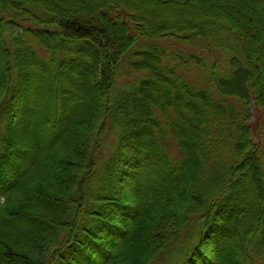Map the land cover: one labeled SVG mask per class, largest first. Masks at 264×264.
Listing matches in <instances>:
<instances>
[{
    "label": "trees",
    "instance_id": "1",
    "mask_svg": "<svg viewBox=\"0 0 264 264\" xmlns=\"http://www.w3.org/2000/svg\"><path fill=\"white\" fill-rule=\"evenodd\" d=\"M75 1L0 0V264H264L255 6Z\"/></svg>",
    "mask_w": 264,
    "mask_h": 264
},
{
    "label": "rangeland",
    "instance_id": "2",
    "mask_svg": "<svg viewBox=\"0 0 264 264\" xmlns=\"http://www.w3.org/2000/svg\"><path fill=\"white\" fill-rule=\"evenodd\" d=\"M56 1H58V0H56ZM66 1L68 2V5L65 4L64 7H70L69 5L73 4L76 7H81L82 6L83 9H81V10H86V9L89 8V7H86V6L83 7V4H81L79 2H76L75 0H66ZM164 1L165 0H153V2L156 4V6L163 5ZM208 1H209V6L211 8L214 9L217 6L216 3H218V1H216V0H208ZM213 1H216V2H213ZM231 1H233V2L230 3V0H220V2H224L222 7H224V8L225 7L226 8H236L237 10L240 7V9L242 11L244 10V6H245L244 4L245 3L251 4V6H255L254 12L252 11V13H247V14L243 13V16L246 17L247 19H249L251 22H255V20L257 18L264 19V0H231ZM194 4H195V0H187L185 3H180L179 1H177V0L175 1L174 0V3H169L167 5L164 4L165 5V9H163V10L161 9L160 12L165 13V11H167L169 14L173 15L176 12H180L182 9H185L186 6H189V9H190L191 8L190 6H192ZM64 7H63V9H64ZM190 10H191V12H193L194 9L193 10L190 9ZM177 15H178V13H177ZM114 30H116V32H119L117 27H114ZM258 32H259V35L262 34L261 30L258 31ZM27 36H28V38H27L26 44H25L26 47L31 46L33 49H35V51L37 52V57H39L40 60L41 59L42 60H47V61L50 60L51 59V55L48 52V50H46L43 46H41L40 43L38 42V40L35 39L33 36H29V35H27ZM164 44L168 45V47H170L171 49H175V48L179 49V48H181V50H183L184 52H185V50L189 49L188 47H186L184 45H181V44H179L177 42H171L169 44H168V42H164ZM188 51H191V50H188ZM64 55L65 54H63V53L58 54L55 57V60L59 61L60 58H62ZM217 57L218 56H216V59H217ZM212 59H213V56L210 57L208 55H205L204 61H202L198 65L192 64V65H189V66H186V67H182L181 66L180 70H179V73L182 74L190 83L197 84L198 86L203 85L202 79L205 76V74H204L205 71H207V70L205 69L206 66H202V65L205 64V63L211 64ZM126 60H128V58H126ZM226 64H227V57H225V56L224 57H220L219 58V68H220V66L221 67H225ZM263 68H264V66H262V64H260V67L258 68L259 69V76L262 75ZM123 69L125 70V72H129L130 71L128 63L123 65ZM125 80L128 81L130 79L126 78ZM261 109L262 108H260L258 110L260 113H258V117H256V119L258 120V122L256 124H258V126L259 125L262 126V124H264V120H263L264 119V112ZM167 117H168V114H165L164 119H165L166 122L169 120ZM259 120H263V121H259ZM166 149L169 151V153L173 157H177L178 158V155H179L178 147H177V144H175V142L173 140L169 141L168 145H166ZM108 153H109V149H108L107 154ZM149 223H151V222H149ZM145 225L147 226V224H144L143 226H145ZM155 235H156V231L153 230L152 234H151V237L153 238Z\"/></svg>",
    "mask_w": 264,
    "mask_h": 264
},
{
    "label": "bare ground",
    "instance_id": "3",
    "mask_svg": "<svg viewBox=\"0 0 264 264\" xmlns=\"http://www.w3.org/2000/svg\"><path fill=\"white\" fill-rule=\"evenodd\" d=\"M262 93V92H261ZM262 96H263V99H261L262 100V103H263V105H264V92L262 93ZM255 100V99H254ZM256 101V100H255ZM255 101H253V106H254V104H255ZM255 112V111H254Z\"/></svg>",
    "mask_w": 264,
    "mask_h": 264
}]
</instances>
